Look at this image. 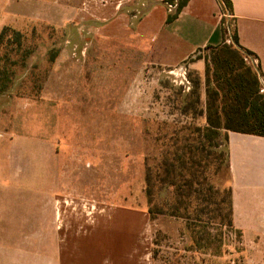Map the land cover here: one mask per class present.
Listing matches in <instances>:
<instances>
[{
  "label": "rangeland",
  "instance_id": "374dc122",
  "mask_svg": "<svg viewBox=\"0 0 264 264\" xmlns=\"http://www.w3.org/2000/svg\"><path fill=\"white\" fill-rule=\"evenodd\" d=\"M36 22L17 19L0 24V29L10 25L25 33L32 50L25 65L15 71L12 91L0 95V182L17 191L11 198L20 226L16 234L9 230V235L0 236V248L18 242L21 257H27L33 240L23 223L38 206L35 197L44 187V167L49 176V165L43 163L45 148L52 152L54 232L61 225L59 215L65 213H78L83 225H92L97 216L118 209L146 211L145 168L155 167L172 132L191 121L174 108L176 89L183 87L187 93L189 74L196 73L186 66L155 65L132 41L102 40L89 33L65 45V33ZM61 51L74 53L68 54L72 56L68 72L61 64ZM227 178L224 169L211 175L218 187H224ZM61 179L69 180L68 186H61ZM170 200L168 192H155L159 205ZM140 227L133 213L117 215L106 224L101 220L99 229H109L108 236L96 233L86 241L130 246ZM144 228L142 238H147L152 264H244L245 260L264 264L260 236L247 234L246 240H237L226 233V253L211 259L188 251L189 234L181 219L161 215ZM53 241H58V234H53Z\"/></svg>",
  "mask_w": 264,
  "mask_h": 264
},
{
  "label": "crops",
  "instance_id": "0c3cea01",
  "mask_svg": "<svg viewBox=\"0 0 264 264\" xmlns=\"http://www.w3.org/2000/svg\"><path fill=\"white\" fill-rule=\"evenodd\" d=\"M231 4L233 14L229 15L223 13L218 0H189L178 17L167 24V15L175 6H166L163 0H0V24L17 19L38 21L65 33V45L90 34L113 42L132 41L148 53L153 64L172 69L186 66L203 78L204 63L195 60L196 55L206 46L222 44L226 38L223 27L232 19L239 45L255 55L254 62L264 80V0H231ZM223 18L227 19L224 25ZM67 52L61 51L60 59L68 72L72 57L68 54L74 53ZM226 145V184L231 190L234 227L245 240L247 234L264 238V138L230 132ZM43 150L49 176L44 167V187L35 197L38 206L23 223L27 235L33 236L30 251L27 257H21L20 244L12 241L9 247L0 248V264H152L147 238H142L144 225L149 222L146 211L118 209L112 215L97 216L92 225H83L78 213H65L59 215L58 232L53 231L52 152L50 148ZM60 183L68 186L69 180L61 179ZM15 192L0 182V236L20 230L19 214L11 198ZM127 213H133L141 225L135 243L120 245L109 241L110 237L105 244L86 241L96 233L110 234L107 228L99 229L102 219L106 224ZM55 233L58 241H53ZM244 264L251 263L245 260Z\"/></svg>",
  "mask_w": 264,
  "mask_h": 264
},
{
  "label": "trees",
  "instance_id": "16d2710c",
  "mask_svg": "<svg viewBox=\"0 0 264 264\" xmlns=\"http://www.w3.org/2000/svg\"><path fill=\"white\" fill-rule=\"evenodd\" d=\"M218 1L224 14H233L231 0ZM188 2L163 0L166 6H175L166 23H172ZM221 23L225 24L224 18ZM223 31L226 38L222 44L206 46L195 58L204 63L203 78L191 73L189 91L176 89L174 110L191 121L172 132L169 147L144 174L148 220L161 215L183 220L189 234L188 251L211 259H221L226 253V233L237 240L242 237L233 224L230 188L211 181V175L228 171L227 135L232 132L264 138V92L259 66L254 64L256 57L239 45L232 21ZM26 41V34L19 30H0V95L12 91L16 69L31 55V44ZM55 56L56 52L51 59ZM157 191L168 192L170 203H156Z\"/></svg>",
  "mask_w": 264,
  "mask_h": 264
},
{
  "label": "built area",
  "instance_id": "2783aa9c",
  "mask_svg": "<svg viewBox=\"0 0 264 264\" xmlns=\"http://www.w3.org/2000/svg\"><path fill=\"white\" fill-rule=\"evenodd\" d=\"M227 16L229 17V15H227ZM260 82H261V86H262V91L264 92V80L261 78Z\"/></svg>",
  "mask_w": 264,
  "mask_h": 264
},
{
  "label": "water",
  "instance_id": "95a60500",
  "mask_svg": "<svg viewBox=\"0 0 264 264\" xmlns=\"http://www.w3.org/2000/svg\"><path fill=\"white\" fill-rule=\"evenodd\" d=\"M230 41H231V38H230ZM255 70L259 74L258 70L257 69H255ZM259 79L261 80V76L260 75H259Z\"/></svg>",
  "mask_w": 264,
  "mask_h": 264
}]
</instances>
